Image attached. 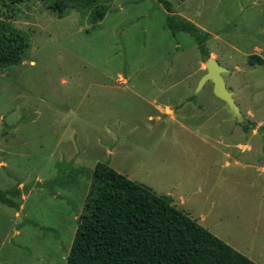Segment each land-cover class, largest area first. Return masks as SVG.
<instances>
[{"label": "rangeland", "instance_id": "1", "mask_svg": "<svg viewBox=\"0 0 264 264\" xmlns=\"http://www.w3.org/2000/svg\"><path fill=\"white\" fill-rule=\"evenodd\" d=\"M202 1L213 18H194L238 49L211 39L203 57L157 0H109L96 23L41 0L0 1L29 41L0 70V190L20 189L7 195L17 207L0 201V264H65L105 161L264 264V66L244 54L256 43L264 57V13L251 0ZM212 49L240 121L210 80L199 84Z\"/></svg>", "mask_w": 264, "mask_h": 264}, {"label": "trees", "instance_id": "2", "mask_svg": "<svg viewBox=\"0 0 264 264\" xmlns=\"http://www.w3.org/2000/svg\"><path fill=\"white\" fill-rule=\"evenodd\" d=\"M2 1V0H0ZM58 17L71 10L85 14L90 22L100 21L109 0H41ZM166 10L165 26L175 34H190L203 57L209 33L175 14L171 2L157 0ZM29 41L8 19L0 18V70L24 58ZM250 65H262L256 54L247 56ZM264 153V144L262 146ZM19 187L0 190V201L17 207L7 195ZM65 264H258L176 207L167 194L97 162L82 214L69 246Z\"/></svg>", "mask_w": 264, "mask_h": 264}, {"label": "crops", "instance_id": "3", "mask_svg": "<svg viewBox=\"0 0 264 264\" xmlns=\"http://www.w3.org/2000/svg\"><path fill=\"white\" fill-rule=\"evenodd\" d=\"M202 4H203L202 0H197L196 2L194 0H178V3H176L175 5L171 4V10H172L173 13L178 14V15H180V16H182V17L194 22L199 28H201L202 30H204L207 33H209V37L207 38L206 41H209L211 39L218 40L219 42H221L223 44H226L228 46L230 45L231 48H233V49H238L237 47L233 46L228 40H225L222 37L218 36L216 34V31H215L216 28L215 27H213L212 29L207 28L206 25L210 24L208 21H210L213 17H211V16L210 17H203L202 14H200L201 13ZM250 7H251V9H253V7H257L259 13H264V0H251ZM194 17L195 18L203 17L204 21L208 22V23L205 25V24H203V22L202 23L197 22V20ZM262 28H264V27H262ZM262 49H263V47L258 45V44H256V43L250 45V47L248 48V52L244 53L245 56H246V59H247V56L250 55V54L258 55V53L261 52ZM210 54L218 62L219 54L217 52H215L213 49L210 51ZM228 57L231 59L230 56H228ZM259 57H261V59L263 60V64L260 65V66H264V57L263 56H259Z\"/></svg>", "mask_w": 264, "mask_h": 264}, {"label": "water", "instance_id": "4", "mask_svg": "<svg viewBox=\"0 0 264 264\" xmlns=\"http://www.w3.org/2000/svg\"><path fill=\"white\" fill-rule=\"evenodd\" d=\"M204 66L205 72L202 74L199 84L210 80L212 82L213 94L225 102L236 120H242L244 115H242L239 106L234 101L232 96L233 92L226 87L224 78L222 76L224 72H227V68L220 65L213 57H208L204 62Z\"/></svg>", "mask_w": 264, "mask_h": 264}]
</instances>
